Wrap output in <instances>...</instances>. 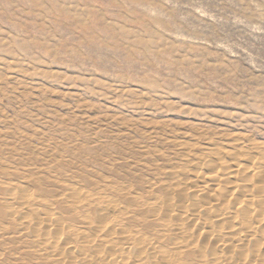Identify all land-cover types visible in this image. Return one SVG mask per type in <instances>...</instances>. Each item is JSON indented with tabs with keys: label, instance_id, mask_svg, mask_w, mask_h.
I'll use <instances>...</instances> for the list:
<instances>
[{
	"label": "rangeland",
	"instance_id": "rangeland-1",
	"mask_svg": "<svg viewBox=\"0 0 264 264\" xmlns=\"http://www.w3.org/2000/svg\"><path fill=\"white\" fill-rule=\"evenodd\" d=\"M0 264H264V0H0Z\"/></svg>",
	"mask_w": 264,
	"mask_h": 264
}]
</instances>
